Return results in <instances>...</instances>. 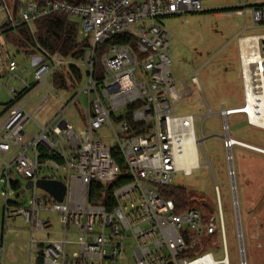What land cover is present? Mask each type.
Masks as SVG:
<instances>
[{"label":"built area","instance_id":"1","mask_svg":"<svg viewBox=\"0 0 264 264\" xmlns=\"http://www.w3.org/2000/svg\"><path fill=\"white\" fill-rule=\"evenodd\" d=\"M6 0L5 29L35 22L55 13H65L80 22L79 34L93 45L82 59L49 53L39 43L29 64L6 54L0 42V91L5 87L8 101L0 100V192L4 202L0 264H5L8 225L22 218L31 232L29 264H230L226 226L218 184L215 185L217 212L203 217L196 207L178 212L174 199L165 198L161 187L173 185L177 175H191L203 164L196 115H176L174 104L185 96L179 92L168 54L171 34L161 19L166 16L205 11L203 0ZM237 13L250 15L252 28L264 27V4L240 3ZM247 28H244L246 30ZM128 34L127 43H108L113 36ZM239 59L244 99L238 106H222L223 146L229 174L239 242L240 264H248L240 204L235 183L233 147L243 146L264 154V148L241 142L233 144L230 117L243 114L250 125L264 129V33L239 34ZM103 47L102 67H97ZM68 64L85 70L81 90H59L52 74ZM31 73L24 75L28 70ZM31 75V77H30ZM29 77V78H28ZM191 79L198 83L197 72ZM16 80V85L10 83ZM50 90L40 96L32 110L28 105L41 87ZM55 91L62 100L44 123L32 114L40 110ZM200 101L212 114L200 89ZM82 95L87 98L85 127L78 131L66 116ZM202 97V100H201ZM132 121H130V119ZM205 115L202 116L200 129ZM118 121V128L113 119ZM118 118V119H117ZM34 120L38 131L25 128ZM108 123L117 141L110 147L95 135ZM238 140V139H236ZM239 141V140H238ZM120 152L130 180L109 192L120 175L113 152ZM205 154L206 151L204 149ZM207 156V155H206ZM209 163V162H208ZM33 181L31 197L25 204L14 200L17 191ZM39 179L61 181L66 186L62 201L37 186ZM94 183L104 186L96 196ZM42 189L44 194L39 193ZM56 213L60 230L52 218ZM46 238L37 239L35 234ZM219 234L223 258L209 250L197 254L200 240Z\"/></svg>","mask_w":264,"mask_h":264},{"label":"rangeland","instance_id":"2","mask_svg":"<svg viewBox=\"0 0 264 264\" xmlns=\"http://www.w3.org/2000/svg\"><path fill=\"white\" fill-rule=\"evenodd\" d=\"M233 2L235 0H203L204 6L211 5L213 9L166 16L161 21L171 34L168 54L172 58L171 69L174 78L177 80V89L179 92L189 93L174 104L176 115H196L198 135L204 138V144H201L199 148L200 162L203 165L195 169L191 175H184L180 172L174 184L186 188L194 196L191 205L198 208L205 218H208L212 212L215 214L217 212L215 185L218 184L226 226L229 261L230 264H240L239 242L236 235V219L229 174L230 164L226 159L227 152L221 139L223 133L222 117L219 114L222 106H238L244 99L236 33L242 27L245 19L242 15H228L229 12H235V10H231V7L226 8L228 3L232 4ZM6 4L12 10V0H6ZM216 12L225 13V15L217 17ZM249 18L248 16V24ZM6 21L7 12L4 8H0V42L5 46V50L13 53V57L21 63V66H26L28 62L22 63L24 56L16 52L14 45L8 41V35L2 32L3 28L6 27L4 24ZM260 33H264V27L244 32V34ZM79 38L82 40L85 39V36L79 34ZM89 45L90 47L88 46L87 49L93 48L92 44ZM99 50L97 67L101 68L100 60L104 53L103 47ZM1 69L4 70L0 63ZM85 70L82 69L83 80L76 89L78 91L81 90L85 80ZM192 72H197L198 83L192 81ZM28 74L26 72L22 76ZM7 78L8 76L3 77L0 82L6 81ZM48 80L51 82L50 78ZM10 84L13 86L17 82L13 80ZM200 89L213 111L212 114H207L208 108L203 106L200 101ZM49 90L48 85L41 87L38 95L34 96L28 105V110H32L40 100V96L45 95ZM0 100L3 103L8 101L5 87L0 91ZM61 103L62 100L57 93L51 92L48 102L32 114L33 119L39 123H44L46 118ZM87 107L86 95H82L79 102L72 104L66 111V116L79 132L85 127ZM203 115L205 117L202 129H200ZM112 119L114 126L118 128V121ZM34 120L27 123L25 129L28 132L36 133L38 131ZM230 126L232 137L235 139L264 148V129L250 125L243 114L232 115ZM95 136L104 140L110 147L117 145L113 130L108 123L99 129ZM204 149L207 154H205ZM233 156L235 183L248 264H264V154L235 145ZM1 171L2 166L0 165V173ZM19 179L22 184L26 183L23 177H19ZM4 187L5 183L0 182V192ZM38 192L44 194L42 189H39ZM31 194L32 191L28 189L23 194L15 196L14 200L26 204ZM4 207L5 204L0 199V238L3 235ZM48 216L52 218L55 229L60 230L61 226L57 214H42L43 218ZM5 235V264H29L31 232L24 220L18 218L15 222L10 223ZM209 237L210 242L206 245L200 244L197 254L211 250L217 259L223 258L222 248H218L221 247L219 234ZM35 238L41 239L46 238V236L38 233L35 234Z\"/></svg>","mask_w":264,"mask_h":264},{"label":"trees","instance_id":"3","mask_svg":"<svg viewBox=\"0 0 264 264\" xmlns=\"http://www.w3.org/2000/svg\"><path fill=\"white\" fill-rule=\"evenodd\" d=\"M238 9L239 8H232L231 10ZM79 29L80 22L77 18L71 17L65 13H55L37 20L35 22L34 32H32L28 26L22 25L13 29H5L3 33L8 35V41L14 45L16 52L24 54L27 57L39 51L37 47V43H39L49 53H59L64 58L80 60L83 58L88 44L87 41L80 40ZM131 39L132 37L128 34H123L120 36H113L108 43L118 42L123 44L130 42ZM82 80V69L71 64L57 69L51 76L53 85L59 90H76ZM130 121L132 120L130 119ZM113 156L120 167V175L109 186L110 193L115 187L130 180L128 166L121 153L114 151ZM102 188H104V186L101 184H92V196H96ZM160 190L165 198H171L176 201L178 212L193 207L191 204L194 201V199H192L194 196L186 188L173 184L162 186ZM210 240L209 236L203 237L200 244L206 245Z\"/></svg>","mask_w":264,"mask_h":264},{"label":"crops","instance_id":"4","mask_svg":"<svg viewBox=\"0 0 264 264\" xmlns=\"http://www.w3.org/2000/svg\"><path fill=\"white\" fill-rule=\"evenodd\" d=\"M245 3V4H247V5H253V4H264V0H235V2H233L232 4H227L226 5V8L228 7H231V8H238V6L240 5V3ZM204 9H205V11H208V10H212L213 9V7L211 6V5H206V6H204ZM215 15L217 16V17H221L222 15H225V13H220V12H216L215 13ZM228 15H240V14H238L237 13V11L235 10V12L233 11L232 13L231 12H229L228 13ZM250 17V15L248 14L246 17H244V23H243V25H242V27H240L238 30H237V33H236V36L237 35H239V34H244V32H248V31H251L252 29H254V28H252V25H251V21L249 22V24H248V22H247V17ZM250 19V18H249ZM244 28H247L246 30H244ZM238 43V42H237ZM4 49H5V46H4ZM6 51V54L9 56V57H13V53L11 54L8 50H5ZM238 51H239V46H238ZM21 54V53H20ZM22 56H24L23 57V61H22V63H27L28 62V64H29V58L30 57H27L26 55H24V54H22ZM32 56V55H31ZM14 58V57H13ZM21 64V63H20ZM23 67V66H22ZM26 67V66H25ZM29 74L31 73V70H28L27 71ZM174 76V75H173ZM30 77H31V75H30ZM47 119V118H46ZM29 133H31V132H29Z\"/></svg>","mask_w":264,"mask_h":264},{"label":"water","instance_id":"5","mask_svg":"<svg viewBox=\"0 0 264 264\" xmlns=\"http://www.w3.org/2000/svg\"><path fill=\"white\" fill-rule=\"evenodd\" d=\"M37 186L47 190L51 193L57 200L62 201L66 192V186L63 182L57 180H47V179H39L37 181ZM33 187V181L29 180L25 187L17 191V195L23 193L25 189H30ZM168 264H174L173 262H169Z\"/></svg>","mask_w":264,"mask_h":264},{"label":"bare ground","instance_id":"6","mask_svg":"<svg viewBox=\"0 0 264 264\" xmlns=\"http://www.w3.org/2000/svg\"><path fill=\"white\" fill-rule=\"evenodd\" d=\"M232 140H233V141H232L233 144H237V143L239 144V143H240V141H238V140H236V139H232ZM231 165H233V163H231Z\"/></svg>","mask_w":264,"mask_h":264}]
</instances>
